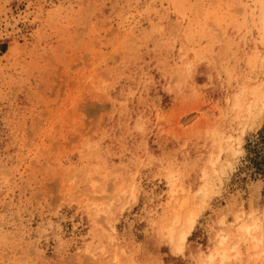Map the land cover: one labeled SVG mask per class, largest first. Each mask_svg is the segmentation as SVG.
Instances as JSON below:
<instances>
[{"label": "rangeland", "instance_id": "374dc122", "mask_svg": "<svg viewBox=\"0 0 264 264\" xmlns=\"http://www.w3.org/2000/svg\"><path fill=\"white\" fill-rule=\"evenodd\" d=\"M206 263L264 264V0H0V264Z\"/></svg>", "mask_w": 264, "mask_h": 264}, {"label": "bare ground", "instance_id": "6f19581e", "mask_svg": "<svg viewBox=\"0 0 264 264\" xmlns=\"http://www.w3.org/2000/svg\"><path fill=\"white\" fill-rule=\"evenodd\" d=\"M219 159V158H218ZM218 161V160H217ZM216 161V162H217ZM169 174H172V173H169ZM170 176V175H169ZM171 177V176H170ZM170 179V178H169ZM171 180V179H170ZM172 182V181H171ZM172 185L174 184V183H171ZM171 186V185H170ZM173 186H175V184L173 185ZM171 188H172V191H173V187L171 186ZM170 188V189H171ZM204 188V187H203ZM203 188L201 187L199 190L200 191H202L203 192ZM174 189H175V187H174ZM176 190V189H175ZM198 190V191H199ZM171 191V190H170ZM171 191V192H172ZM198 191H196V193H197V195H198V197L200 198L201 196H202V194L204 193H202V192H200L199 194L201 195H199L198 194ZM170 192V193H171ZM175 192V191H174ZM177 192V191H176ZM172 194V193H171ZM174 194V193H173ZM173 196V195H172ZM177 195H175V197H176ZM197 197V198H198ZM170 198H172L171 196H170ZM198 198V199H199ZM185 199V198H184ZM171 201V200H170ZM176 201V200H175ZM182 201H184L183 199H182ZM185 201H187V200H185ZM177 202V201H176ZM184 203V202H183ZM182 204V203H181ZM185 204V203H184ZM183 204V205H184ZM175 217H178V216H175ZM188 218H186V226L185 227H183V229H181L180 231V235H179V238L177 237V242H175V245H177L176 246V248L177 249H174V250H178V251H182L183 249H184V243H185V240H186V238H187V236H188V234L192 231V229H193V227H194V224H195V220H196V217H195V215L193 214V213H191V214H189L188 216H187ZM178 218H176L175 220H174V223H175V221L177 222L178 220H177ZM173 226V225H172ZM172 226H169L170 227V229H169V227H168V230H169V232H170V234H172V232H173V227ZM257 225H255V224H252V225H248V226H246V230H248V234L249 233H251L252 232V230H255L257 227H256ZM253 237L255 238V240L257 239L256 238V236H254L253 235ZM225 239H226V236L225 235H222V237H221V242H224L225 241ZM258 240H261V238L260 239H258ZM257 240V241H258ZM256 242V241H255ZM259 242V241H258ZM177 243V244H176ZM260 243V242H259ZM257 244V243H256ZM222 249V248H221ZM224 250L222 249V252H223ZM217 253H219V250H216V251H214V252H211L209 255H208V257H209V259L208 260H210V263H211V261L214 259V257H215V255L217 254ZM222 254H224V255H222ZM221 254V258H220V260H222V258H226V256H225V252L224 253H222ZM225 256V257H224ZM207 263H208V261H207ZM206 263V264H207Z\"/></svg>", "mask_w": 264, "mask_h": 264}]
</instances>
